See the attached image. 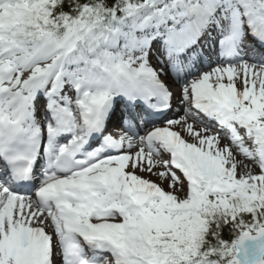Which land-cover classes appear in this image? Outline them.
Returning <instances> with one entry per match:
<instances>
[{
  "label": "snow or ice",
  "instance_id": "obj_1",
  "mask_svg": "<svg viewBox=\"0 0 264 264\" xmlns=\"http://www.w3.org/2000/svg\"><path fill=\"white\" fill-rule=\"evenodd\" d=\"M0 264H264V0H0Z\"/></svg>",
  "mask_w": 264,
  "mask_h": 264
},
{
  "label": "rangeland",
  "instance_id": "obj_2",
  "mask_svg": "<svg viewBox=\"0 0 264 264\" xmlns=\"http://www.w3.org/2000/svg\"><path fill=\"white\" fill-rule=\"evenodd\" d=\"M151 178H154V176L153 177H151ZM155 179V178H154Z\"/></svg>",
  "mask_w": 264,
  "mask_h": 264
}]
</instances>
